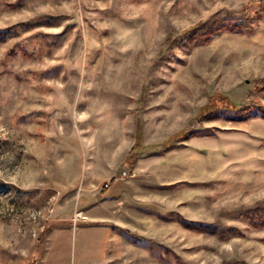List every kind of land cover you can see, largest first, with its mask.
<instances>
[{"label": "rangeland", "instance_id": "1", "mask_svg": "<svg viewBox=\"0 0 264 264\" xmlns=\"http://www.w3.org/2000/svg\"><path fill=\"white\" fill-rule=\"evenodd\" d=\"M260 2L0 0V264L32 261L71 225L75 264H264V118L202 109L220 93L264 103ZM185 141L207 161L147 171L157 144ZM115 177L135 197L102 194Z\"/></svg>", "mask_w": 264, "mask_h": 264}, {"label": "crops", "instance_id": "2", "mask_svg": "<svg viewBox=\"0 0 264 264\" xmlns=\"http://www.w3.org/2000/svg\"><path fill=\"white\" fill-rule=\"evenodd\" d=\"M240 142H243V141L238 140L237 141L238 146ZM157 145H158L157 149H155L154 151H151L152 153L151 154V167L149 168V170H147V171L151 170L152 173H157L159 169L161 168L163 172L167 171L168 173L170 172L171 174L173 173V171H175V169L179 168L181 170V173L184 174V170H188V171L190 170L193 159L201 163L207 161V152L205 151V149L202 148L201 146L193 147L190 141L183 142L182 145L178 146V148L176 147V149L169 148V147L166 149H163L160 146L161 144H157ZM243 146L244 145L242 144V147ZM234 148H236L238 151V147H234ZM128 151L125 155V159H126L125 162H127ZM146 158H147V155H141L139 159L137 157L138 160L135 162L134 167L130 169L134 171L135 173L137 172L136 174H138V172L141 173L142 172L141 170L144 169V162ZM114 179L115 180L112 182L111 186L106 191V192H109L110 194L109 197L113 198L114 195L119 196L120 199H124V197L126 198L135 197L136 191L134 188H132L133 191H129V190L125 191V189L121 188L124 185L123 182L122 183L120 182L118 183V185L114 186V182L118 180V178L115 177ZM135 186H136V189H138L137 185ZM78 229L79 228L75 229V225L57 226L53 228L50 231L49 236L47 237L43 251H41L39 254L40 256H39V260L37 263L38 264H68L67 262H65L66 261L65 259L71 256L67 255L64 252V250H66L65 246L68 245L69 243L67 242L66 236L74 235V241H73L74 254H73L72 260L69 258L70 259L69 264H75V233H77ZM80 257L81 256L79 254V257L77 256V259L79 260V262L77 260L76 264H80V262H82ZM82 259L83 261H85L84 258ZM106 262L107 260L105 261V264H107Z\"/></svg>", "mask_w": 264, "mask_h": 264}, {"label": "trees", "instance_id": "3", "mask_svg": "<svg viewBox=\"0 0 264 264\" xmlns=\"http://www.w3.org/2000/svg\"><path fill=\"white\" fill-rule=\"evenodd\" d=\"M260 3H264V0H262V2ZM264 5V4H263ZM247 9V8H246ZM255 21L263 19L264 18V11L261 13L260 10H256L255 11ZM226 28L229 31H234V32H243L246 30V28H250V25H247L244 21L242 23H223L222 25L219 26L218 30H222ZM214 28H210L209 30L205 31L202 35H199V37H197L198 39V43L202 44L205 43L209 40V38L211 37V35L214 33ZM261 86L264 88V77L261 80ZM221 103V106H223V108H233L239 111V113H246L248 111H251L253 109H256L259 114H261V116L264 118V103H256V104H247L244 106H240L239 103L232 101L231 98H229L225 93H220L219 96L217 95H213L211 96L210 101L205 104L202 109L206 112H210L213 108L218 107V104ZM138 139L139 141H137L135 143V145L131 148V150L128 152L127 154V162L129 161V157L132 156H136L137 155V149L139 147V143L141 140V133H138ZM139 144L138 146L136 144ZM135 165V162H131L130 167L133 168ZM114 178H111L110 182L107 183L105 186H103L102 188V194H105L106 191L108 190V188L111 186L112 182L114 181ZM181 222L183 223V225L185 227L191 228V229H197L199 231H211V232H221V229H219L216 225L213 224H206L203 222H194L185 218L181 219ZM254 225L257 227H264V218L258 222L253 221ZM145 240V237L142 235H135V241H142ZM34 259L32 261H30V259L27 261V263L25 264H35L38 262L39 257H33ZM25 261V260H24ZM34 262V263H33ZM24 264V263H23ZM222 264H228V263H222ZM237 264H247L245 262H237Z\"/></svg>", "mask_w": 264, "mask_h": 264}, {"label": "built area", "instance_id": "4", "mask_svg": "<svg viewBox=\"0 0 264 264\" xmlns=\"http://www.w3.org/2000/svg\"><path fill=\"white\" fill-rule=\"evenodd\" d=\"M132 175H134V174H132ZM122 176H123V177H125V176H131V172H128L127 170H124V171L122 172Z\"/></svg>", "mask_w": 264, "mask_h": 264}]
</instances>
